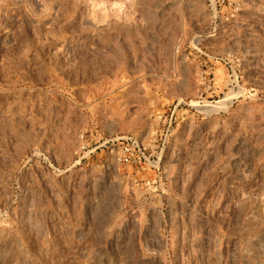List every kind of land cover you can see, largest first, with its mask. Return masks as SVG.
<instances>
[{
  "label": "rangeland",
  "instance_id": "rangeland-1",
  "mask_svg": "<svg viewBox=\"0 0 264 264\" xmlns=\"http://www.w3.org/2000/svg\"><path fill=\"white\" fill-rule=\"evenodd\" d=\"M0 264H264V0H0Z\"/></svg>",
  "mask_w": 264,
  "mask_h": 264
},
{
  "label": "built area",
  "instance_id": "built-area-1",
  "mask_svg": "<svg viewBox=\"0 0 264 264\" xmlns=\"http://www.w3.org/2000/svg\"><path fill=\"white\" fill-rule=\"evenodd\" d=\"M116 140L117 139H114L112 143H114ZM117 141L121 144V154L119 156V161L121 163H132L135 161H146L149 159L146 154V149L138 137L127 134L120 137Z\"/></svg>",
  "mask_w": 264,
  "mask_h": 264
}]
</instances>
